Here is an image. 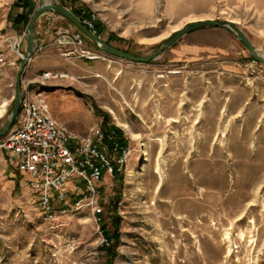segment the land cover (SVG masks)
Segmentation results:
<instances>
[{
	"label": "rangeland",
	"instance_id": "obj_1",
	"mask_svg": "<svg viewBox=\"0 0 264 264\" xmlns=\"http://www.w3.org/2000/svg\"><path fill=\"white\" fill-rule=\"evenodd\" d=\"M27 1L33 11L42 2ZM17 2L0 0V105L7 101L0 130L22 63L16 50L23 55L27 42L26 29L11 31L8 20L23 12L13 8ZM48 2L78 11L72 14L85 28L84 20L97 24L102 42L135 57L153 54L189 23L210 20L234 24L264 58V0ZM37 25L53 41L40 58L52 68L39 71L57 75L41 86L50 115L82 139L107 116L129 155L121 174L100 184L95 218L91 208L77 210L70 194L65 212L54 204L45 214L1 152L0 264H120L123 251L135 254L136 264H264V65L220 28L192 32L149 63H135L102 52L52 12ZM9 33L20 36L15 48ZM65 33L83 40L69 58L62 52L74 47L55 42ZM193 44L202 52L181 51ZM157 167L162 187L154 194ZM102 226L116 241L107 244Z\"/></svg>",
	"mask_w": 264,
	"mask_h": 264
},
{
	"label": "built area",
	"instance_id": "obj_2",
	"mask_svg": "<svg viewBox=\"0 0 264 264\" xmlns=\"http://www.w3.org/2000/svg\"><path fill=\"white\" fill-rule=\"evenodd\" d=\"M83 24L94 34L89 20H84ZM55 42L60 49L74 47L62 52L65 58L78 53L77 49L83 45L79 34L59 37ZM81 54L89 60L96 58L90 52L81 50ZM1 58L0 53V62ZM55 77L57 75L51 72L38 75L37 88L30 82L22 83L19 113L12 130L0 140V152L22 177L23 186L38 198L45 214L55 212L54 204L65 212L70 194L77 210L91 208L93 216L99 218L102 211L97 204L100 184L106 176L113 179L121 174L129 151L114 142L109 148L105 138L112 141V137L105 136L99 129L82 139L61 128L50 115L41 89Z\"/></svg>",
	"mask_w": 264,
	"mask_h": 264
},
{
	"label": "water",
	"instance_id": "obj_3",
	"mask_svg": "<svg viewBox=\"0 0 264 264\" xmlns=\"http://www.w3.org/2000/svg\"><path fill=\"white\" fill-rule=\"evenodd\" d=\"M47 12H52L54 14H57L61 16L62 18L68 20L70 23H72L83 35H85L87 38H89L92 42H94L97 47L104 53L115 56L121 59L130 60L135 63H149L150 61L156 59L161 55L164 51L168 50L170 47H172L176 42H178L180 39H182L184 36L201 30L205 28H220L224 29L230 33L236 39L244 45L247 50L250 53L251 58L264 65V58L260 56L252 47L248 39L245 37V35L238 30V28L232 24V23H222V22H215L210 20H204V21H197L187 24L182 30L175 32L172 34L169 38L163 41L161 46L157 51H155L153 54L144 57L139 58L135 57L134 55L128 54L126 52L120 51L118 49H115L104 42H102L98 37H96L92 32H90L87 28H85L82 23L70 12L68 11L63 5H55V4H41L37 9H35L30 17L29 23L26 28L27 32V42H26V49L24 52V58L22 59V63L19 66V69L15 76V96L12 106L11 114L8 118L7 123L5 126L0 130V139L4 138L8 132L10 131L20 109V101H21V81L24 76L25 70L32 59V57L35 55L36 51V33H35V24L37 19L42 16L43 14Z\"/></svg>",
	"mask_w": 264,
	"mask_h": 264
},
{
	"label": "trees",
	"instance_id": "obj_4",
	"mask_svg": "<svg viewBox=\"0 0 264 264\" xmlns=\"http://www.w3.org/2000/svg\"><path fill=\"white\" fill-rule=\"evenodd\" d=\"M14 9H23V12L21 13H13L12 15L10 14L8 17V20L12 23V28L18 31H21L22 29H26L27 25L29 23L30 20V16L33 13V9L29 3V1L27 0H21V3H18L13 5ZM72 13L78 18V11H72ZM94 29L96 30L97 28V24L93 25ZM102 132L104 133L105 136H110L112 137V141L108 140L107 138H105V144L111 148L112 147V143H116L119 146L126 148L128 146L127 141L124 139L123 137V133L122 131L115 127V126H110L109 122H108V117L105 116L104 121L102 123V127H101ZM102 230H103V234L106 237V242L108 244V242L110 240H114L116 241V236L115 235H110L109 232H107L105 230V227L102 226ZM107 252L111 253L113 250V247L111 246L110 248L106 249Z\"/></svg>",
	"mask_w": 264,
	"mask_h": 264
},
{
	"label": "crops",
	"instance_id": "obj_5",
	"mask_svg": "<svg viewBox=\"0 0 264 264\" xmlns=\"http://www.w3.org/2000/svg\"><path fill=\"white\" fill-rule=\"evenodd\" d=\"M12 25V23H11ZM13 29V28H12ZM14 32H19L21 33L22 31H18V30H11ZM36 53H35V58L31 60L29 67L25 70L24 73V79L27 80V82H37L36 81V77H38L37 75L39 74V71H47L49 69H51V65L50 63L40 59L41 55L44 53L43 51L50 48L52 46V42L53 41H48L49 40V36H51V32L49 30H40V25L36 26ZM8 39L9 42L12 44V46H16V42H18L20 36L18 35H13L11 33L8 34ZM201 47L196 46L195 44L193 45H188L185 47L181 48L182 52L188 53V54H192V55H196L201 51ZM51 67V68H50ZM42 91H44L43 87H41ZM43 100L46 102L45 100V92L43 93ZM47 104V103H46ZM48 106V105H47ZM4 154L0 152V158L3 156Z\"/></svg>",
	"mask_w": 264,
	"mask_h": 264
},
{
	"label": "bare ground",
	"instance_id": "obj_6",
	"mask_svg": "<svg viewBox=\"0 0 264 264\" xmlns=\"http://www.w3.org/2000/svg\"><path fill=\"white\" fill-rule=\"evenodd\" d=\"M50 2H48V0H42L41 4H49ZM198 21V20H196ZM22 57H24V54L21 55ZM63 78H68L65 75H61ZM57 78V77H55ZM6 108H7V101H3L2 105H0V118H3L5 116V112H6ZM118 126H121L125 129H127V126L124 124H121L120 122L117 121ZM157 171H155V173L159 176V180L160 182L156 185L155 190H154V194H159L161 187H162V176L160 173V169L159 167H157L156 169ZM120 264H136V255L133 253H130L129 251H123L122 255H121V262Z\"/></svg>",
	"mask_w": 264,
	"mask_h": 264
}]
</instances>
